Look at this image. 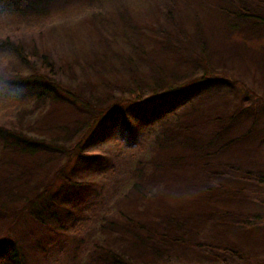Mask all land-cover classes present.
Instances as JSON below:
<instances>
[{
  "label": "rangeland",
  "instance_id": "1",
  "mask_svg": "<svg viewBox=\"0 0 264 264\" xmlns=\"http://www.w3.org/2000/svg\"><path fill=\"white\" fill-rule=\"evenodd\" d=\"M6 39L21 42L33 65L0 47V127L38 144L30 153L0 140V204L18 208L52 184L53 210L73 221L46 229L42 251L31 231L25 263L92 264L98 240L136 264L162 262L142 244L128 248L134 236L122 227L128 215H170L185 221L170 264H264V0H0ZM33 67L61 94L5 88ZM187 84L192 95L157 102L156 122L157 94ZM112 108L114 127L101 129ZM12 221L0 216V239Z\"/></svg>",
  "mask_w": 264,
  "mask_h": 264
},
{
  "label": "trees",
  "instance_id": "2",
  "mask_svg": "<svg viewBox=\"0 0 264 264\" xmlns=\"http://www.w3.org/2000/svg\"><path fill=\"white\" fill-rule=\"evenodd\" d=\"M0 47L8 48L12 50L22 61L30 64L31 62L29 56L26 54L24 50V46L21 42H11L9 39L0 41ZM43 64L46 68H49L51 73L53 71L52 64L49 63L47 57L43 58ZM37 68L33 67V71L29 75L15 76L11 77L8 81L5 82V88L8 86L12 90L24 91L27 94L37 95L41 99H45L50 96H58L61 94L60 83L54 79L53 77H48L46 74H43L41 70L36 71ZM0 81H4L3 77L0 76ZM2 86V82H0V87ZM191 88V84L183 85L178 89H173L170 93H160L157 94L156 103L152 105V114L154 116V120L158 122L159 114H160V103L159 100L166 98L163 103L170 104L175 103L184 96H189L193 94V89ZM63 89V87H62ZM64 90V89H63ZM86 103V102H85ZM86 109H88L86 107ZM115 108H112V111L108 112V118L105 119V127L101 128H112L115 125L114 116L117 114V111L122 113L123 119V127L124 131L127 134H130L133 131L131 123L126 119L127 110H124L123 104H118L116 107L117 111H114ZM102 118V117H101ZM101 118L99 120H101ZM139 122V121H137ZM140 124V123H139ZM102 125V124H100ZM139 126V125H138ZM137 126V127H138ZM135 127L134 129H137ZM101 129H97L96 132L92 133L90 139L94 142L96 140H101L98 136L101 133ZM132 129V130H131ZM90 130V128L88 129ZM97 138V139H96ZM0 140L4 142L5 146L8 145L12 150H19L22 152H36L35 146L38 144V140L29 138L22 133H16L14 131L8 130L6 128L0 127ZM80 140L77 145L81 143ZM78 156V155H77ZM83 154H79V158L82 157ZM72 155L70 159H72ZM92 160L93 164H97V157L89 156L86 157ZM138 173H140L138 171ZM136 179L140 178L134 173ZM76 186H79L77 184ZM133 191L136 192L137 195L145 198L142 193L144 187L139 186V182L133 185ZM59 188H56L55 185H48L41 190L35 189L32 191L31 195L26 198L21 206L18 208H12L11 206H4L0 204V216L12 218V223L6 233V235L0 239V255H4L5 258L9 261L6 264H28L25 263V257L23 254L24 242L27 243L29 240V234L31 231L38 228L39 233V247L45 248L41 246V243H44V233L46 229H52L58 232V229H65L67 226V220L69 223H73L70 216L66 215V213H58L53 210V206L56 205L57 198L59 196ZM97 201H92V208L95 209ZM66 205V204H65ZM214 216L211 214H207V221L213 220ZM193 218V217H192ZM178 219L180 222H175L173 217H165L163 219H159L157 221L152 220L151 222L141 221L133 218L131 215L125 218L123 222V230H126L131 235L134 236V240L130 241V245L128 248H132L136 250L138 244H142L144 247L150 248L154 257L161 260L162 262H156L154 264H170L171 257L167 258L169 253L172 251L175 245H179L183 242V239L179 235H183L182 231L185 226V221ZM58 229H56V228ZM106 226L101 225L99 231L104 233L106 231ZM50 237L47 235L46 238ZM116 240H120V237H117ZM4 241V243H2ZM34 241H31V244ZM94 243V244H93ZM92 243V264H136L134 261L125 254V251L119 252L114 250L113 248L105 247L104 244H101L102 241H93ZM227 247L231 252H237V248L235 246L231 247L228 245ZM77 248V247H76ZM9 249L8 253H4L5 250ZM49 250V248H46ZM77 250V249H75ZM171 256V255H170ZM227 264V263H225Z\"/></svg>",
  "mask_w": 264,
  "mask_h": 264
}]
</instances>
